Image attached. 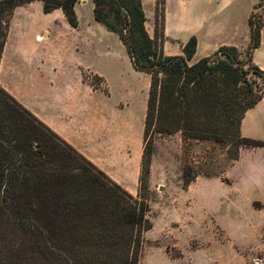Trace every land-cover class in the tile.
Here are the masks:
<instances>
[{
	"label": "trees",
	"instance_id": "1",
	"mask_svg": "<svg viewBox=\"0 0 264 264\" xmlns=\"http://www.w3.org/2000/svg\"><path fill=\"white\" fill-rule=\"evenodd\" d=\"M79 1L0 0V59L16 8L40 2L44 14L60 9L76 28ZM91 2L94 20L117 36L132 68L149 77L142 177L149 173L150 130L227 143L232 161L240 148H264V142L242 138L239 131L245 112L264 96L248 78L252 73L264 84V72L250 59L264 27L256 11L248 18L251 65L244 69L241 53L226 46L191 63L194 37L183 55L165 56V0L155 3L153 37L145 28L141 0ZM262 3L258 0L255 10ZM141 175L133 197L0 86V264H138L143 233L151 229ZM195 177L183 173V188Z\"/></svg>",
	"mask_w": 264,
	"mask_h": 264
},
{
	"label": "crops",
	"instance_id": "2",
	"mask_svg": "<svg viewBox=\"0 0 264 264\" xmlns=\"http://www.w3.org/2000/svg\"><path fill=\"white\" fill-rule=\"evenodd\" d=\"M141 2L146 31L153 37L156 0ZM257 3L258 0H165L164 55H183L182 48L192 37L196 47L191 63L224 46L244 53L250 42L248 18L256 11ZM23 7L42 10L40 2H33L16 8L12 19ZM74 10L76 28L69 26L60 9L45 15L74 36L80 38L86 33L96 40L99 45L93 62L69 66L63 59L40 57L34 63L25 46L11 43L10 21L0 59V86L111 181L137 197L147 94L141 104L140 96L126 89L121 65L134 75L143 73L132 68L117 36L94 20L91 0L76 3ZM45 32L47 29L34 34L36 43L46 41L41 39ZM250 59L264 72V27ZM93 78L104 82V90L92 88ZM145 80L143 89L148 93L149 79ZM239 131L242 138L264 142V96L245 112ZM199 196L200 204L217 214L218 225L235 242H264V148H240L238 159L222 177L200 179Z\"/></svg>",
	"mask_w": 264,
	"mask_h": 264
},
{
	"label": "rangeland",
	"instance_id": "3",
	"mask_svg": "<svg viewBox=\"0 0 264 264\" xmlns=\"http://www.w3.org/2000/svg\"><path fill=\"white\" fill-rule=\"evenodd\" d=\"M255 13L264 20V3ZM44 29L47 32L41 39L46 41L38 44L34 34H40ZM10 40L13 45L25 46L34 63L40 57H46L52 61L63 59L69 66L93 62L99 45L86 33L80 38L68 33L35 7H23L11 20ZM240 60L244 69L249 68L247 50L241 53ZM121 71L126 89L134 92L136 97L139 95L142 104L147 94L143 89L145 79L149 77L134 75L126 65H121ZM248 78L264 89L259 77L249 73ZM99 83L102 87L98 89ZM90 85L99 91L105 87L97 78H93ZM127 101L136 105L135 101ZM146 141L152 147V155L147 177L141 175L140 194L149 207L146 218L151 229L143 233L138 264H264V242H235L218 225L217 214L200 204V179L223 176L233 162L229 156L230 145L215 140H184L181 132L162 135L152 130ZM183 173L196 176L186 188H183Z\"/></svg>",
	"mask_w": 264,
	"mask_h": 264
},
{
	"label": "built area",
	"instance_id": "4",
	"mask_svg": "<svg viewBox=\"0 0 264 264\" xmlns=\"http://www.w3.org/2000/svg\"><path fill=\"white\" fill-rule=\"evenodd\" d=\"M91 79H92V78H91ZM90 83H91V82H90ZM101 87H102V84L99 83L97 88L99 89V88H101Z\"/></svg>",
	"mask_w": 264,
	"mask_h": 264
}]
</instances>
